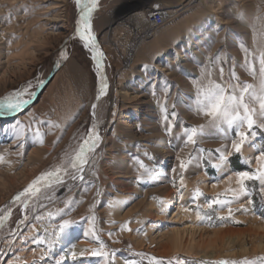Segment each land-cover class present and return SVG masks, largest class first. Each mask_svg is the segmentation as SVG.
Wrapping results in <instances>:
<instances>
[{
  "label": "rangeland",
  "instance_id": "1",
  "mask_svg": "<svg viewBox=\"0 0 264 264\" xmlns=\"http://www.w3.org/2000/svg\"><path fill=\"white\" fill-rule=\"evenodd\" d=\"M81 2L91 8L78 25L96 41L74 32L77 0H0V112L31 100L60 62L30 108L0 118V263L264 264V253L242 251L254 213L240 211L261 161L264 171V0ZM150 9L175 19L128 61L115 24ZM189 190L179 216L165 218L163 198ZM251 201L264 219L261 195ZM223 219L239 238L227 256L161 255L148 243L150 232Z\"/></svg>",
  "mask_w": 264,
  "mask_h": 264
},
{
  "label": "bare ground",
  "instance_id": "2",
  "mask_svg": "<svg viewBox=\"0 0 264 264\" xmlns=\"http://www.w3.org/2000/svg\"><path fill=\"white\" fill-rule=\"evenodd\" d=\"M178 11L179 10L177 9V11L175 13H177ZM173 12L174 11H172L171 14H174ZM83 15H84V13H83ZM136 15H138V14H136ZM138 16H137V18L139 21H141V20L144 21L146 14L139 16L140 18ZM159 16L160 17H168V16H170V12L165 11V10H159ZM81 17H82V15H81ZM80 18H79V20H80ZM79 20H78V23L82 21V18H81V21H79ZM168 21H170V20H165V25L168 23ZM82 31H87L89 33V35L93 38V40L96 41L95 37L93 35H91V32L88 29L83 30L82 27H79V25L77 24L74 32L80 33ZM65 38H66V36L63 37V39H65ZM102 54H103V52H102ZM56 57L58 58L59 56H56ZM104 59H105V57H104ZM103 63H104V68H103V76H104L103 82L104 83H102V85L106 84L105 82L108 81V75H107V71H108L107 64L108 63H107L106 59ZM122 94H124V93H122ZM130 115L131 114L128 113V119L131 118ZM99 120L101 121L102 119H99ZM101 125H102V123H101ZM96 128L98 131V126ZM96 134L94 137H96ZM95 139L96 138H94L90 141L87 149L83 152V154L80 157L77 158V160L73 164L75 167L81 166V164L91 156L92 151L94 149L93 147L95 146V145H93ZM226 165L227 164H223V166H221L222 171H224L226 169V167H227ZM189 174L191 175V170L189 171ZM202 178L200 179V181L197 180L196 184H201V183L205 184V180H203ZM118 185H119L120 189H122L124 191H128L130 193H131V191L136 192V190L133 187V184L130 182L126 183L124 181H121L118 183ZM211 189L213 191L217 190V188H215V187H212ZM191 195H192V190H189L185 194V196L182 198H179L173 192L168 193L163 198L165 200L164 201L165 218H167L169 215L173 216V219H175V217L179 216L181 203L184 202L185 200H187L189 197H191ZM7 206H9V205H7ZM154 206H155V204L150 203V207L154 208ZM175 211H177V212H175ZM249 214L251 215V212H249L248 215ZM7 215H8V207H7V209H5L0 214V228L2 227V224L4 223ZM242 217L243 216H238V218L241 220H243L244 218L246 220H248L250 225L254 227L253 229L250 230V232L253 234L252 244H251L252 246L249 247L246 243V240H245V242H241L242 243V246H241L242 251L244 253H247V254H256L258 252L264 253V221L258 219L257 217H254V215L251 217H249V216H245L244 218H242ZM230 231H232V230H230ZM230 231L229 230H224L223 232L220 230L214 231V230H210L209 228L202 227V225H199L197 223H190V224H186L185 227L182 229L175 227L166 235L163 234L162 232H157V231L150 232L148 243L156 244L155 245L157 247L156 250H158V253L161 255H167L168 253H174L175 254V253H179V252L181 253L182 252V253L187 254V255H203L205 258L213 259V258H216L218 256H221V257L225 256V255L227 256L228 255V252L226 251L227 247L231 248V250H235L234 247L239 242V238L238 237H234L233 239L229 238L228 234L230 233ZM73 235L67 233L66 238L71 239L73 237ZM81 245L83 246V244H81ZM78 247H80V246H78ZM8 250H10V249H8ZM0 254H2V253H0ZM8 255H12V254L6 253V256H8ZM24 256H26V255H24ZM8 257H10V256H8ZM179 261H181V260H179Z\"/></svg>",
  "mask_w": 264,
  "mask_h": 264
},
{
  "label": "built area",
  "instance_id": "3",
  "mask_svg": "<svg viewBox=\"0 0 264 264\" xmlns=\"http://www.w3.org/2000/svg\"><path fill=\"white\" fill-rule=\"evenodd\" d=\"M144 21H139L137 13L129 14L119 19L115 29L122 32L120 39L124 37L126 42V54H128V61L134 55L137 47L146 40H150L154 37L157 30L165 26V20H174L175 15L171 14L168 17H160L159 9L147 10ZM123 40V39H122ZM127 56V55H126Z\"/></svg>",
  "mask_w": 264,
  "mask_h": 264
},
{
  "label": "water",
  "instance_id": "4",
  "mask_svg": "<svg viewBox=\"0 0 264 264\" xmlns=\"http://www.w3.org/2000/svg\"><path fill=\"white\" fill-rule=\"evenodd\" d=\"M77 13H76V18H75V22L73 24V27L76 28L77 24H78V20L81 17V15H83V13H85L88 9H90V3L87 2L86 5L83 4L81 2V0H77ZM75 36V33H71V35L69 37H67V39H65L64 43L61 45V47L58 49V51H63L66 50L68 47L69 42L71 41V39ZM60 62L59 59L54 56V65L52 68V71L50 73V75L48 76V78L45 80V82L38 88V90L36 91L35 95L33 96V98L29 101H27L26 103H24L23 105L14 108L13 112L10 115H3L0 112V118L2 119H9V118H13L21 113H23L26 109L30 108L35 102L36 100L40 97V95L42 94L43 90L46 88V86L51 82V80L54 78V76L56 75V73L59 71L60 69Z\"/></svg>",
  "mask_w": 264,
  "mask_h": 264
},
{
  "label": "crops",
  "instance_id": "5",
  "mask_svg": "<svg viewBox=\"0 0 264 264\" xmlns=\"http://www.w3.org/2000/svg\"><path fill=\"white\" fill-rule=\"evenodd\" d=\"M234 165L235 167V164H231V167ZM262 161L260 162L259 164V168H256L257 172L259 173V175L257 176V179L255 180L254 182V185L251 187V184H249L250 182L247 181L245 183V186L244 188H242V193L244 194V196L246 197V200H247V203H246V206L245 208L241 209L240 211L243 212V213H248V212H251V213H254L255 216H257L258 218L264 220L263 218L259 217V214L255 213L254 210H253V207H252V197L254 199V192H257L256 193V196H259L261 195L262 199L264 200V171L262 169ZM234 171H239V172H246L245 170L241 169V168H234ZM248 203H251L250 206H248L247 204ZM220 217V215H219ZM224 218V217H223ZM231 222L228 221L227 219H223L221 220L218 224H214L212 226H210V224H208L207 227L211 228V229H220V230H225L227 228H231ZM235 228V227H234ZM205 260H211V259H205Z\"/></svg>",
  "mask_w": 264,
  "mask_h": 264
},
{
  "label": "trees",
  "instance_id": "6",
  "mask_svg": "<svg viewBox=\"0 0 264 264\" xmlns=\"http://www.w3.org/2000/svg\"><path fill=\"white\" fill-rule=\"evenodd\" d=\"M232 167L235 168L234 165H233ZM256 193H257V192H254V196H255V197H256Z\"/></svg>",
  "mask_w": 264,
  "mask_h": 264
}]
</instances>
